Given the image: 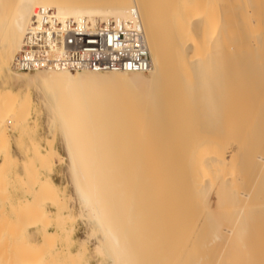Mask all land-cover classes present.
Listing matches in <instances>:
<instances>
[{"label": "bare ground", "instance_id": "obj_1", "mask_svg": "<svg viewBox=\"0 0 264 264\" xmlns=\"http://www.w3.org/2000/svg\"><path fill=\"white\" fill-rule=\"evenodd\" d=\"M49 11L62 20H137L150 68L145 73L19 71L14 59L25 32L35 15L39 23L48 21ZM0 75V114L26 109L28 90L36 89L48 131L52 139L58 134L66 149L65 157L56 156L66 161L79 211L56 210L64 240L73 239L68 224L85 220L90 226L86 238L96 239L93 249L101 260L134 264L138 217L153 209V227L167 230L156 233L150 226L149 235L154 230L167 242L169 236L177 238L181 246L175 247L173 239L171 249L189 254L190 264H264V0H0ZM13 84L23 96H10ZM257 103L259 114L251 116ZM1 139L0 134L3 148ZM240 148L233 174L228 171L232 152ZM53 164L52 158L42 164L37 197L47 199L51 187L58 194L49 177ZM140 198H147V203L142 200L146 205L151 200L150 208ZM18 200L17 208L29 209L24 214L31 217H15L16 224L5 225L0 264H88L85 241L76 251L66 247L63 262L53 261L49 250L40 253L46 247L35 252L23 245L28 225L41 212L29 194ZM52 234L44 233L43 239L49 241Z\"/></svg>", "mask_w": 264, "mask_h": 264}, {"label": "rangeland", "instance_id": "obj_2", "mask_svg": "<svg viewBox=\"0 0 264 264\" xmlns=\"http://www.w3.org/2000/svg\"><path fill=\"white\" fill-rule=\"evenodd\" d=\"M217 3H219V0H217ZM2 78L3 77L0 75V83H1L0 87L3 85V83H2L3 79ZM18 87L19 86L15 85V84L11 85V89L13 88L12 89L13 93L12 94L9 93V95L11 94L10 96H12V95H16V94H18V95L21 94L20 96H23L24 92L22 93L20 91L21 89H18ZM28 93H29V95L31 97V100H29L30 103L28 102V104L25 106V107H27L26 109H23L22 106H20V104H19V106H20L19 108L14 109L13 111H11V113H8L10 116H8L5 113L3 115H2V113L0 114V115H2V116H0V124L3 125V128L0 129V134H1L2 138L4 137V139L3 140L1 139V140H2V143L4 142L3 144L5 146V147H3L4 149L0 147V149H1L0 150V158L1 157L3 159L5 158L4 161H3L5 166L1 169L2 171H0L1 172L0 173V227H1L0 229H2L3 227H6L5 226L6 224H8V225L10 223L11 224L13 223V225L16 224L14 222L15 221V217L19 218V219L31 217L30 215H25L24 214L29 209H25L26 212H25V210L23 212V210L22 209H18L19 207L17 208V205H16V201L17 202L19 201L18 198H20L23 195H28L29 194L32 197V199H33L32 206H34V207L36 206L37 207V205H39L41 213L39 212L40 213V218L39 219H37V218L34 219L33 218V220H31L32 222L35 220L34 225H33V223L28 225V230H29L30 233H28V235L26 234V238H25L26 240L25 241H21V242H23L22 243L23 245L24 244H28V246L31 247L32 249H34V250L36 249L35 252H37V249L38 250L41 249V247L43 249L46 247L44 250L41 249L40 253H44L45 250H49L50 252L49 251H46V252L51 253V255H52V253H55V254L52 255L53 261L56 260V262L57 261L63 262L64 260L62 258L64 257L65 252L67 250L66 247L69 250H71V251H76V250H78L80 248L79 247V245L81 244L80 242L81 241L82 242L85 241L84 242V246L87 249L86 252H87L88 264H107L105 259L101 260L102 257L97 256L94 253V249L93 248H94V245H96V239L94 237H90L88 239L86 238L87 237V232L89 233V227H90L87 221H85V220L81 221L80 219H75L74 221H72L73 223L68 224L67 227H69V225L71 226V224L73 226V227L71 226L72 227V238H73L71 241H68V240L66 241V240H64L65 238L62 235H59L60 233L58 231V228H59L60 225L57 224V221H56V217H55L56 210L62 207L61 210L63 212L65 211L64 214H66V212H68V214L69 213L76 214L79 211V205H78V202H77V200H76V198L74 196L72 183L70 182V179L68 177V172H67V169H66V161L61 162V161H58V158H57V156L65 157L66 149H65L64 145L61 143V140H60V137H59L58 134L57 135H56V133L53 134V139H52V135H51L52 132L50 133L48 131V127H47V114L45 112V109L42 106V103L39 102V97L37 96L38 92L36 91V89L31 87L30 90H28ZM255 106H254L255 108L253 107L254 111H252V113H250V115L251 116L253 115V116L257 117V115L259 114V110H260L259 106H261V105L259 103H257ZM0 109H1V107H0ZM21 109H22L23 113L21 112ZM0 112H2V109H1ZM3 112H5V111H3ZM257 112H258V114H257ZM255 113H256V115H254ZM21 114L22 115L25 114V115L22 117ZM255 118H253V119H255ZM14 120H15V122H14ZM240 128H241L240 126H238V128L234 127L235 130L236 129H240ZM1 132L3 133V135H2ZM47 141L50 144H48ZM230 149L233 150L232 147H229L228 151H230ZM240 150H241V148L239 150H237V151L234 150L235 152L234 151L232 152L233 156H234V154L236 155V152L239 153ZM47 151H50V153L47 152ZM51 151H54V152L51 153ZM242 151H243V149L241 150L240 153H242ZM55 152H56V154H55ZM238 156H240V154H238L237 157L234 156L235 158L233 157L232 160H231V161H234L235 163L232 162V164H231V161H230V163L228 165V166H230V164H231L232 170H231V168H228V166L226 167V169L228 168V171H231L233 174L236 173V171H237V168H235V167H237L236 165L238 164ZM49 158H52V162L54 163L53 166H52L53 167L52 171L49 174V177L55 183V185L58 186V190H57L58 194H55L53 192V190H52V187H51L50 188L51 192L49 193V195H48V197L46 199V198H43L42 196L41 197L40 196L37 197L36 195H38V194L35 195V193H36L35 191L37 190V186H38L39 182L41 184H43L44 176H43L42 173L40 174L39 171L42 169V164L44 163V161L48 160ZM234 164H236V165H234ZM147 165L145 164V166H147ZM232 165H234L235 167L233 168ZM140 166H142L141 162H140ZM140 166H139V169L141 170L142 168H140ZM149 166L150 165H148V169H149ZM151 169H153V166H152ZM142 172H145V169ZM45 183H47V181H45ZM145 195H147V194H145ZM145 195H143V197L142 196H138V198L139 197L145 198V197L150 196V195H148V196H145ZM55 196L58 197V199L54 200L56 198ZM148 198H150V197H148ZM140 199H137V200L139 201ZM211 199H212V197H211ZM137 200H135V203H134V205H135L134 207L135 208H137ZM142 200L143 199H141V202L147 200V198L145 200H143V201ZM36 201H38L39 203L36 202ZM150 201L151 200H149V204L151 206V202ZM57 202H58V205H57ZM144 204L145 203L143 202V204H141V205L144 206ZM149 204L148 205L145 204L147 206V208H148ZM150 206H149V208H150ZM152 206H153V204H152ZM34 207L32 208L33 214L35 212L34 211L35 210ZM138 207H139V210L142 208V207L140 208V204H139ZM13 208H14V210H13ZM16 209L18 210V212H17ZM136 210L139 211L138 209H136ZM150 210L153 211V209H150ZM137 211H135V212H137ZM144 211L149 212L148 209H146V210L144 209ZM142 212H143V210L141 211V214H142L141 217L142 218L138 217L139 221L137 223L139 224L140 227H143V228H140L139 226H136V227H139V228H137L139 230H137L138 232L137 231L133 232V233H135L134 234L135 236H133V237L140 239V240L137 239L138 240V241H136L137 245L134 244L135 252L131 251L132 254H135V253L138 252L136 254L137 258H135L136 257L135 255H132L133 257L135 256L134 259H136V260L132 259L131 256H130V259L132 261L134 260V262H136L137 264H139V263L140 264H144L145 262H146L145 264H157V263L158 264H167L169 258H170L169 264L170 263L171 264H183V262H185L184 264H187V263L190 264V259L191 258L189 256V254L186 255L185 251H184L185 253L183 252V254L180 253V252H177L178 254L176 253V250L179 249V247L176 248V250L173 249L175 251L176 255H172V251L173 250L171 249V247L172 246L174 247V245H173L174 244V240H175V243H176L175 247H177L176 245H178V246L180 245V243H179L180 241L178 240V244H177V242H176L177 238L174 239L175 237L171 236L172 237V239H171L170 236L168 235L169 237H168V242H167V240H166L167 238H165V239L163 238L165 236L164 234H166V233L162 232L165 229L164 230H160V229H157V228L153 227L154 225H152V223H153L154 219H152L153 215H152L151 211H150L151 216H150V213L145 212V214H144ZM138 213L140 214V212H138ZM15 214H16V216H14ZM42 214H44V215H42ZM147 214H148V216H147ZM46 215L49 216L47 219L44 217ZM143 215H145L147 217H145V216L143 217ZM4 216H6V217H4ZM26 216H28V217H26ZM35 217H36V215H35ZM6 218H7V220H5ZM144 218H148L147 221L144 220L146 222L143 221ZM148 220L150 221V223H148L149 222ZM7 221H8V223H7ZM141 221H143L142 222L143 225L140 224ZM36 222H37V224H36ZM145 225H147V226H145ZM150 226H151V228L152 227L155 228V232L156 231L157 232L161 231L162 233H164L163 234L164 236L158 237V235H155L157 232L155 233L154 230H152V233H151L152 235L150 236L149 232H148L149 230H151ZM10 227H11V225H10ZM145 227H147V228H145ZM164 228H166V227H164ZM140 229H142V230H140ZM144 229H145V231H144ZM6 230H7V227L2 229V230H0V242H1L0 245L7 241V240H4L5 236H3L4 234L6 235ZM166 230H167V228H166ZM54 231H55V233H54ZM34 232H36V234ZM146 232H148L147 233L148 236L146 235ZM44 233L45 234L46 233H51V234L53 233L52 234L53 237L51 236L49 238L50 242L48 241V239L46 241V238H44L45 240L43 239ZM158 234H161V233H158ZM2 241H4V242H2ZM43 241H45V242H43ZM133 241H132V243H133ZM155 241H156V243H155ZM147 242H148V244H147ZM161 242H162L163 245H164V243H167L165 245H168V246H165V245L162 246ZM53 243H54V246H53ZM134 243H135V241H134ZM34 244H35V246H34ZM41 244H42V246H40V248H38L39 245H41ZM170 244H172V246ZM159 246H160V248H159ZM24 247H26V246H24ZM127 248H129L128 250L130 251L131 245L129 247H127ZM153 248H154V250L156 252L153 251ZM163 248L165 249L164 252H162ZM168 248H170L169 251H168ZM132 249H134V247L131 248V250ZM150 249L153 252L150 251ZM157 249H158L159 252L157 251ZM160 249L162 251H160ZM34 250H31V251L34 252ZM148 251L150 253H152V255ZM167 251L171 255H169V257H168V259L166 261V258L168 256V252ZM179 251H182V250L179 249ZM62 252H64V253H62ZM160 252H161V254L163 253L162 254L163 258H164V256H166V258L164 260H163V258L161 256ZM175 253H173V254H175ZM38 255H39V253H38ZM142 255H144V257ZM183 255L184 256L186 255V257H184ZM33 256H37V255L34 253ZM179 256H180V258H179ZM54 257L57 258V259H55ZM157 257H158V259H157ZM171 257H173V258H171ZM183 257H184V259H183ZM174 259L176 261L178 259L177 263H176V261L175 262L173 261ZM179 259H181V260L179 261ZM185 259H187V260H185ZM138 260H141V261H138ZM186 261H187V263H186ZM179 262H181V263H179ZM136 263H134V264H136Z\"/></svg>", "mask_w": 264, "mask_h": 264}, {"label": "built area", "instance_id": "obj_3", "mask_svg": "<svg viewBox=\"0 0 264 264\" xmlns=\"http://www.w3.org/2000/svg\"><path fill=\"white\" fill-rule=\"evenodd\" d=\"M49 15L45 23L33 16L14 59L19 71L63 68L145 73L150 68L149 51L137 20H62L54 12L49 11Z\"/></svg>", "mask_w": 264, "mask_h": 264}]
</instances>
